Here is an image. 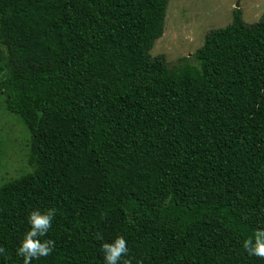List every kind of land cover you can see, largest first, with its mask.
I'll return each instance as SVG.
<instances>
[{
	"label": "trees",
	"instance_id": "obj_1",
	"mask_svg": "<svg viewBox=\"0 0 264 264\" xmlns=\"http://www.w3.org/2000/svg\"><path fill=\"white\" fill-rule=\"evenodd\" d=\"M169 3L0 0V173L22 166L0 184V264H24L37 209L55 247L31 264H105L118 236L120 264H264L243 248L264 229V14L234 9L170 64Z\"/></svg>",
	"mask_w": 264,
	"mask_h": 264
},
{
	"label": "rangeland",
	"instance_id": "obj_2",
	"mask_svg": "<svg viewBox=\"0 0 264 264\" xmlns=\"http://www.w3.org/2000/svg\"><path fill=\"white\" fill-rule=\"evenodd\" d=\"M263 2L264 0H170L165 34L157 42L153 56L165 55L170 64H177L181 58L193 54L203 46V38L207 32L228 26L234 9H241L246 23L257 22L264 14ZM3 126L0 121V129ZM15 141L17 143V138ZM1 152L5 157L13 156L9 150ZM2 161L1 185L16 178L18 169L22 167L18 161L9 160L7 166H4L3 158ZM8 172L10 174L5 175Z\"/></svg>",
	"mask_w": 264,
	"mask_h": 264
},
{
	"label": "clouds",
	"instance_id": "obj_3",
	"mask_svg": "<svg viewBox=\"0 0 264 264\" xmlns=\"http://www.w3.org/2000/svg\"><path fill=\"white\" fill-rule=\"evenodd\" d=\"M56 215L55 209H48L43 213L40 210L30 212L28 221L31 226L26 232L24 240L17 249V254L24 257V264H31L33 259H39L50 255L55 247V241L51 239L41 240L49 232L53 218ZM98 239L102 237L98 236ZM253 238L249 237L243 242V248L258 258L264 259V229H258ZM5 251L0 247V253ZM105 264H120L122 258L128 257L129 248L127 240L123 236H118L111 243L102 244ZM123 264H131L130 259H123Z\"/></svg>",
	"mask_w": 264,
	"mask_h": 264
}]
</instances>
